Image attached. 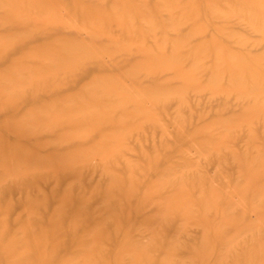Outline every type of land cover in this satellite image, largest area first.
<instances>
[{
	"label": "rangeland",
	"instance_id": "374dc122",
	"mask_svg": "<svg viewBox=\"0 0 264 264\" xmlns=\"http://www.w3.org/2000/svg\"><path fill=\"white\" fill-rule=\"evenodd\" d=\"M263 13L0 0V264H264Z\"/></svg>",
	"mask_w": 264,
	"mask_h": 264
},
{
	"label": "bare ground",
	"instance_id": "6f19581e",
	"mask_svg": "<svg viewBox=\"0 0 264 264\" xmlns=\"http://www.w3.org/2000/svg\"><path fill=\"white\" fill-rule=\"evenodd\" d=\"M236 3H241V2H246L248 3L249 0H235ZM87 5V4H86ZM84 6V5H83ZM85 7V6H84ZM264 14V13H263ZM8 31V30H7ZM13 32V31H12ZM14 36V35H13ZM101 37V36H100ZM10 45V44H9ZM16 46V45H15ZM75 50V49H74ZM59 51V50H58ZM76 51V50H75ZM63 56V55H62ZM31 61V60H30ZM39 61V60H38ZM46 61V60H45ZM55 61V60H54ZM57 61V60H56ZM43 65V64H42ZM146 69V68H145ZM52 71V70H51ZM54 71V70H53ZM40 72V71H39ZM148 72V71H147ZM70 74V73H69ZM29 76V75H28ZM116 76V75H115ZM168 80V79H167ZM131 85V84H130ZM164 88V87H163ZM76 90V89H75ZM146 95V94H145ZM151 98V97H150ZM93 104V103H92ZM96 110V109H95ZM102 110V109H101ZM153 118V117H152ZM24 123V122H23ZM99 136V135H98ZM66 139V138H65ZM124 140V139H123ZM58 141V140H57ZM120 141V140H119ZM25 149V148H24ZM38 160V159H37ZM88 160V159H87ZM41 163V162H40ZM49 163V162H48ZM64 172V171H63ZM253 175V173H250V177ZM70 183V182H69ZM98 186V185H97ZM23 242V241H22ZM19 241H17L15 238L13 237H7L6 239L4 238L3 240L0 239V245L1 247H3L5 250H4V256L5 258H7V254L8 252L12 249V248H16L18 247L19 245ZM21 244H24L21 243ZM27 245V243H25ZM7 249V250H6ZM33 252V251H32ZM252 252V251H251ZM37 253L33 252L32 255L28 258H26L24 261H21L20 263L18 264H35L34 262H36L37 259V256H36ZM66 260V259H65ZM199 260V259H198ZM14 264H17V263H14Z\"/></svg>",
	"mask_w": 264,
	"mask_h": 264
}]
</instances>
